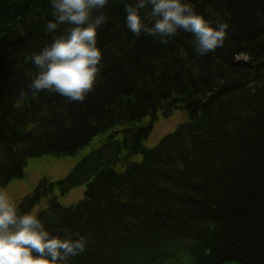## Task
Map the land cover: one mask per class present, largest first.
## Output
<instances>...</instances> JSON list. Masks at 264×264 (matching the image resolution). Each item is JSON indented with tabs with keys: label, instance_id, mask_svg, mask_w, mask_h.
I'll list each match as a JSON object with an SVG mask.
<instances>
[{
	"label": "trees",
	"instance_id": "16d2710c",
	"mask_svg": "<svg viewBox=\"0 0 264 264\" xmlns=\"http://www.w3.org/2000/svg\"><path fill=\"white\" fill-rule=\"evenodd\" d=\"M134 2L103 9L97 81L71 101L28 89L31 56L52 40L51 0H0V189L33 158L77 160L17 204L53 232L87 235L70 264H264V0H192L229 22L206 55L183 30L166 44L133 34ZM178 110L190 120L146 148L154 123ZM76 187L82 198L64 206Z\"/></svg>",
	"mask_w": 264,
	"mask_h": 264
},
{
	"label": "clouds",
	"instance_id": "9594fccd",
	"mask_svg": "<svg viewBox=\"0 0 264 264\" xmlns=\"http://www.w3.org/2000/svg\"><path fill=\"white\" fill-rule=\"evenodd\" d=\"M108 3L51 0L53 18L45 30L52 40L31 56L37 69L28 84L33 98L47 90L83 101L94 88L103 56L97 31L107 23L103 9ZM124 22L136 36L151 35L165 44L178 31L188 32L198 55L223 46L229 29L227 20H210L192 0H135L125 5ZM61 25L65 30L57 32ZM63 231H51L36 212L21 211L0 191V264H70L71 257L86 251L89 240L78 230Z\"/></svg>",
	"mask_w": 264,
	"mask_h": 264
},
{
	"label": "rangeland",
	"instance_id": "374dc122",
	"mask_svg": "<svg viewBox=\"0 0 264 264\" xmlns=\"http://www.w3.org/2000/svg\"><path fill=\"white\" fill-rule=\"evenodd\" d=\"M244 61L243 58H237ZM190 120V113L185 110H178L169 118H159L154 123L152 132L144 142L146 148L155 147L166 135L172 133L177 126L187 123ZM76 159H56L50 156L33 158L25 166L21 178H14L0 189L7 193L13 202H19L21 198L26 196L38 182L45 178L48 182H55L63 179L74 167ZM83 187H76L67 194H61L60 202L64 206L76 204L83 195Z\"/></svg>",
	"mask_w": 264,
	"mask_h": 264
}]
</instances>
